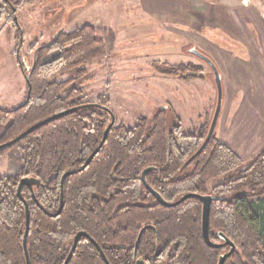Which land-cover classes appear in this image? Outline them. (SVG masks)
Here are the masks:
<instances>
[{
	"label": "trees",
	"instance_id": "trees-1",
	"mask_svg": "<svg viewBox=\"0 0 264 264\" xmlns=\"http://www.w3.org/2000/svg\"><path fill=\"white\" fill-rule=\"evenodd\" d=\"M21 1L0 0V8L14 10ZM106 45L96 29L85 24L73 32L60 31L36 49L28 72L30 97L12 109L0 107V160L11 149L19 151L20 175L0 179V264H64L75 236L85 232L68 264H219L230 247L208 246L202 233L203 203L189 198L175 207L158 203L142 180L168 201L195 192L214 197L210 234L214 241L224 232L237 246L224 264H264V146L246 164L214 132L205 149L187 160L203 144L209 129L184 131L173 109L161 108L142 116L133 126L112 127L101 151L81 168L99 146L111 122L109 98L84 106L36 129L16 143H7L34 124L85 104L73 83L84 77V65L104 54ZM178 67L163 70L175 74ZM26 72V71H25ZM27 73V72H26ZM70 74L67 80L60 77ZM29 86H27V93ZM110 108V107H108ZM34 177L18 196L19 180ZM223 180L212 186L216 178ZM93 240L96 242H93ZM102 249L98 248V246Z\"/></svg>",
	"mask_w": 264,
	"mask_h": 264
},
{
	"label": "rangeland",
	"instance_id": "rangeland-1",
	"mask_svg": "<svg viewBox=\"0 0 264 264\" xmlns=\"http://www.w3.org/2000/svg\"><path fill=\"white\" fill-rule=\"evenodd\" d=\"M259 1L264 8V0ZM120 5L114 0H23L16 13L0 8V107L12 109L25 102L27 76L38 47L50 43L60 31L73 32L90 24L104 40L106 51L86 63L85 76L73 83L81 88L83 102L108 97V107L118 125L133 126L138 118H150L161 108H168L176 112L184 131L208 130L217 106V85L211 67L191 49L197 48L212 60L213 56L186 32L157 25L145 29L141 24L123 22L126 10ZM219 32L207 34L217 43L234 47L235 43ZM171 67L182 70L175 74L163 72ZM70 77L65 74L60 80ZM229 107L230 97L223 95L215 130L218 137L228 120ZM241 139L238 134L232 142L236 145ZM253 157L244 159L245 163ZM20 169L19 151L11 149L0 160V179L17 177ZM222 180L219 177L210 181L209 190Z\"/></svg>",
	"mask_w": 264,
	"mask_h": 264
},
{
	"label": "crops",
	"instance_id": "crops-1",
	"mask_svg": "<svg viewBox=\"0 0 264 264\" xmlns=\"http://www.w3.org/2000/svg\"><path fill=\"white\" fill-rule=\"evenodd\" d=\"M114 1H119L125 7L126 11L122 13L123 22H131L133 26L141 24L145 29L157 25L186 32L203 45L222 72L224 97H230L228 120L222 126L218 138L243 159L258 154L264 146L262 3L259 0ZM22 2L23 0L18 6ZM214 30H219L222 37L232 40L235 43L234 47L217 43L207 34ZM238 43L241 46H238ZM238 134L242 137L241 143L237 142L235 145L232 140L235 137L238 139Z\"/></svg>",
	"mask_w": 264,
	"mask_h": 264
},
{
	"label": "water",
	"instance_id": "water-1",
	"mask_svg": "<svg viewBox=\"0 0 264 264\" xmlns=\"http://www.w3.org/2000/svg\"><path fill=\"white\" fill-rule=\"evenodd\" d=\"M14 11H16V8L14 9ZM15 20L17 21V18H15ZM191 53L198 56L199 58L203 59L204 61H206L208 63V65L211 67L214 76H215V82L217 85V91H218V99H217V106L215 109V113L208 131V134L203 142V144L200 146V148L198 149V151L192 155L187 162L185 163V165L189 164L191 161H193L206 147V145L208 144V142L210 141L211 137L213 136L215 130H216V126L218 123V119L221 113V109H222V101H223V84H222V76L220 73V70L218 68V66L216 65V63L214 62V60H212V58H210L208 55L204 54L203 52L199 51L197 48H192L191 49ZM27 84L29 86V90H28V95L27 97H30V91H31V81L29 78V75L27 76ZM92 105H98L97 103H88L70 110H66L60 113H57L55 115H52L44 120H41L40 122L34 124L33 126H31L30 128H28L27 130H25L23 133H21L19 136H17L16 138H14L13 140L9 141L7 143V145H11L13 143L18 142L19 140L23 139L25 136H27L28 134L32 133L33 131H35L36 129L42 127L43 125L50 123L51 121L60 118L61 116L67 114L68 112L74 111L78 108L84 107V106H92ZM106 110H108L111 113L112 119L110 124L108 125V127L105 130L103 139L101 140L99 146L96 148V150L90 155V157L86 160V162L81 166V168L76 169V170H71L66 172L62 178H61V204H60V209L58 210L57 213L53 214L54 216H57L58 214L61 213V211L63 210V188H64V183L65 180L68 176L75 174L78 171H82L83 169H85L90 162L92 161V159L96 156L97 153H99L104 145V143L107 140V137L112 129V127L115 125L116 123V118L114 116L113 111L108 108V107H104ZM156 167L154 166H149L147 167L143 172H142V180L144 182V184L146 185V187L148 188V190L155 196V198L157 199L158 203L166 206V207H175L179 204H181L182 202H184L185 200L189 199V198H198L202 201L203 203V213H202V233H203V238L205 240V242L208 244V246L212 247V248H224L229 246L230 250L227 251L226 253L222 254L219 260V264H224L226 259L231 256L237 246L236 244L222 231H220L218 233V237L222 240L221 242H217L214 241L211 237L210 234V214H211V206H212V202L214 200V197L210 194H200V193H195V192H190L187 194H184L183 196H181V198H179L176 201H168L166 200L162 194L156 190L154 187H152L148 180H147V174L155 169ZM37 183V180L34 177H30V176H24L19 180V184H18V196L24 200V198L22 197V188L23 186H29L33 195H34V185ZM35 196V195H34ZM25 205H26V211H27V228H26V232H25V236H24V248H25V252H26V257H27V264H30V257H29V252H28V246H27V238H28V234H29V229H30V209H29V205L28 202L26 200H24ZM82 236H88L87 233L85 232H79L74 239V243L71 249V252L69 253L66 261L64 264H68L73 256L74 251L77 248L78 242L80 240V238ZM93 242H95L93 240ZM96 243V242H95ZM98 246V244H97ZM98 248L101 250V252L103 253L102 249L98 246ZM105 260L107 262V264H110L108 259L105 257ZM138 264H149L147 261L145 260H138Z\"/></svg>",
	"mask_w": 264,
	"mask_h": 264
}]
</instances>
